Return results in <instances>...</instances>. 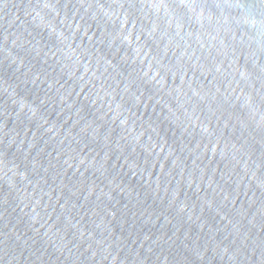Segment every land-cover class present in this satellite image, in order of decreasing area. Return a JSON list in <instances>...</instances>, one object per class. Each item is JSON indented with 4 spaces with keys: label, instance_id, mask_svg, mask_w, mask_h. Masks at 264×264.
<instances>
[{
    "label": "water",
    "instance_id": "95a60500",
    "mask_svg": "<svg viewBox=\"0 0 264 264\" xmlns=\"http://www.w3.org/2000/svg\"><path fill=\"white\" fill-rule=\"evenodd\" d=\"M259 5L0 0V264H264Z\"/></svg>",
    "mask_w": 264,
    "mask_h": 264
},
{
    "label": "clouds",
    "instance_id": "9594fccd",
    "mask_svg": "<svg viewBox=\"0 0 264 264\" xmlns=\"http://www.w3.org/2000/svg\"><path fill=\"white\" fill-rule=\"evenodd\" d=\"M185 7L189 10V13L194 16L196 18V20L198 22L201 23V26H203V22L207 21L208 23H211L213 20V16L211 13H205L203 7L201 5L195 4V3H191L188 2L185 4ZM218 8L221 9V18H223V22L225 24L228 23V16L225 15L223 9L225 7L228 8H244L243 5L239 4V3H230V4H218L217 5ZM260 8L264 9V0H260ZM148 8L151 9L153 11L154 14L157 15H162L163 17L167 18V23L169 25H171L172 23V14L168 11V7L167 5H164L162 3H150L148 5ZM147 14V13H146ZM39 15V13H38ZM41 19H43V17H41ZM236 19L237 24H244L246 25L250 31H254L255 35H249L248 33H244L241 37H239V42L241 44H244L247 47H251V45L253 43H255L258 47L260 46V37L264 36V19H258L256 16L252 15L250 12H248L247 10L244 11L243 15H241L240 17L234 18ZM125 22H126V17H125ZM220 22V18H217V23ZM49 27L52 30H55L53 28V26L49 25ZM177 29H179L180 25L177 24L176 25ZM225 31H233L230 28H225ZM154 34H158L160 36L161 39L165 38L166 33H162L159 32V28L156 24H153L151 31L149 32V36H153ZM59 35V33H58ZM177 35H179V31H177ZM219 35V29H217V36ZM217 36H212L211 39H217ZM245 37H247V39L245 40ZM232 38L234 40L237 39V37L235 36V33L233 31V36ZM199 39V37H198ZM173 43L171 38H168L165 42V49H167V47L169 45H171ZM224 41L223 39H220V44L223 45ZM176 47H179V45H176ZM186 52H181V56L186 55ZM250 55L254 56L255 52L251 51ZM219 70V68L217 69ZM260 71L262 73H264V67H262L260 69ZM156 75L159 74V71H157L155 73ZM250 79V74L245 73V72H241L240 73V80H244V81H248ZM239 83V82H237ZM239 95H243V104L244 106H246L250 112V114L252 115L253 118L256 119V123L257 125H259L261 122H264V113H260L258 112L256 106L253 103V97L251 95V93L248 94H243V90L241 89V93L238 94V98Z\"/></svg>",
    "mask_w": 264,
    "mask_h": 264
}]
</instances>
